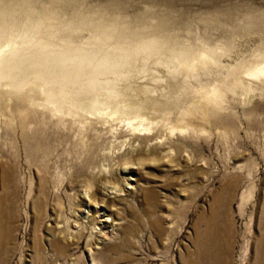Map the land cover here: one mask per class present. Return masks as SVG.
<instances>
[{
	"label": "rangeland",
	"instance_id": "obj_1",
	"mask_svg": "<svg viewBox=\"0 0 264 264\" xmlns=\"http://www.w3.org/2000/svg\"><path fill=\"white\" fill-rule=\"evenodd\" d=\"M0 51V264H264V0H0Z\"/></svg>",
	"mask_w": 264,
	"mask_h": 264
},
{
	"label": "bare ground",
	"instance_id": "obj_2",
	"mask_svg": "<svg viewBox=\"0 0 264 264\" xmlns=\"http://www.w3.org/2000/svg\"><path fill=\"white\" fill-rule=\"evenodd\" d=\"M25 34H26V36L27 35H29L30 34V32L29 31H26L25 32ZM21 43H20V41L18 40L17 41V39H15V40H13L12 42H11V46H19ZM23 44V43H22ZM154 44H151V45H147L146 47H152ZM4 52V51H3ZM3 52L2 51H0V55L1 54H3ZM14 52L17 54V55H19V53H20V51H17V50H15L14 49ZM15 54V55H16ZM2 56H4V55H2ZM1 56V57H2ZM0 57V58H1ZM103 67H105V66H103ZM60 72H62V70H60ZM260 73H264V69L260 72ZM17 74V75H16ZM36 78H38L37 76H34V74H28V73H25L24 72V70H23V68L21 67V66H19V65H17V66H10V61H9V63L8 62H5V59H4V61H1L0 60V86H2V81L3 80H10V85H11V87H13V88H16V89H23L24 88V86H25V84H28L29 82H31V81H35L36 80ZM76 81H78V76H76V79H75ZM57 82L59 83V88L61 89V91L63 90V88L64 87H67L68 85H70L71 84V82H72V78L71 77H66V76H61L58 80H57ZM9 85V86H10ZM85 92H84V94H83V101H84V104H85V106H84V104H83V106H84V108L87 110V109H89V105L87 104V99H88V90L89 89H87V88H85ZM74 91V90H73ZM69 93V92H68ZM67 93V94H68ZM71 93V92H70ZM72 95V94H71ZM90 95V94H89ZM90 99V98H89ZM89 102V101H88ZM95 103H97V102H95ZM90 104V103H89ZM92 104V103H91ZM96 105V104H95ZM101 109V108H100ZM98 110V109H97Z\"/></svg>",
	"mask_w": 264,
	"mask_h": 264
},
{
	"label": "clouds",
	"instance_id": "obj_3",
	"mask_svg": "<svg viewBox=\"0 0 264 264\" xmlns=\"http://www.w3.org/2000/svg\"><path fill=\"white\" fill-rule=\"evenodd\" d=\"M102 65L106 66V67H110L111 70L116 71L119 69L120 64L117 60L111 59V58H107L104 61H102Z\"/></svg>",
	"mask_w": 264,
	"mask_h": 264
}]
</instances>
